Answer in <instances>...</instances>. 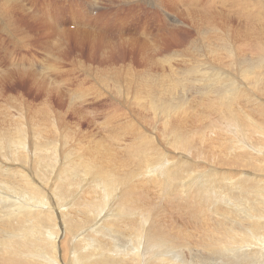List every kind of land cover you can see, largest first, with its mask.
<instances>
[{"label":"rangeland","instance_id":"rangeland-1","mask_svg":"<svg viewBox=\"0 0 264 264\" xmlns=\"http://www.w3.org/2000/svg\"><path fill=\"white\" fill-rule=\"evenodd\" d=\"M192 1L194 2L193 4H191ZM216 2L218 4H216ZM119 10L121 12H119ZM201 10L203 11V13H201ZM188 11H190V15H188ZM195 11L196 13H194ZM197 13L198 15L201 14L202 16L200 15V17H198ZM203 16L204 18H202ZM206 16H208L209 19ZM195 17L202 18V20L198 19L197 21ZM214 18H216V21L214 20ZM160 20L167 30H165L163 25L160 23ZM194 20L195 23L197 22L199 26L202 23V26H204V28L208 26L209 27L207 29H200L201 26L199 27L197 24L196 26L193 22ZM208 20H211L215 23L212 22V24L211 21ZM170 24H173V26H171ZM204 24L209 25L206 26ZM215 24H217V27ZM26 26L28 27L26 28ZM193 26H195V28L197 27V29H195ZM213 28L215 30L214 33L216 32L215 34L212 33ZM151 29L155 31H152ZM58 31H60V33ZM209 32H211L213 34V37L215 38L212 37V39H210L212 35H209ZM161 34L162 38L160 37ZM170 34H173L171 35L172 38H170ZM53 35L54 37L52 39L51 37ZM63 35L65 37H63ZM145 36L148 37V41H146L147 38ZM217 36L221 38L219 39ZM143 37L146 38V40ZM159 37L161 39H159ZM44 38L46 39V41L44 40ZM62 38H64L65 41ZM156 38H158V40ZM198 38L201 40V42ZM224 38L225 40L222 43L221 40H223ZM27 39L29 40V42L27 41ZM143 39L145 40V44H143ZM205 39H208V41L205 42ZM215 39L216 41L218 39V41L216 42ZM52 40L56 41L51 42ZM57 40L60 41L56 43ZM162 40L164 41L162 42ZM39 41H41L43 45L40 44ZM42 41H44V43ZM156 41H158L159 44ZM148 42L149 44H146ZM203 42H205L206 45L203 44ZM33 43L35 45L37 44L38 46L36 45V47L35 45H32ZM191 43H193V45H191ZM162 44L164 45V47ZM213 44H215V48L212 47ZM148 45H151L152 47L150 46V48H148ZM54 46L56 48L57 46L61 47L62 54L61 49L60 51L58 50L59 48L55 50ZM193 46L194 49L191 48ZM44 47H46V49ZM217 47L220 48L218 49ZM152 48L154 49L155 53H153ZM41 50L45 51L42 52ZM158 50L161 51L158 52ZM195 51L198 53V55L197 53H195ZM211 51L213 52L211 53ZM160 52H162V54ZM172 53L174 54L171 55ZM258 57L260 59L262 57L264 60V0H215V2L214 0H0V131H9L12 126L11 121L19 120L20 111L24 112V117L27 114L26 117H31L32 119V124H25L26 129L28 127V130H26L28 135L26 134L25 146L21 151H24L23 153L25 155V158H23L19 162H11L10 160H8L9 154L11 152H9V150H5L4 152L0 153V168L15 169L26 173L30 176V178L32 177L31 179L34 184L37 181V186L40 184L42 185L38 187H41L40 190L42 189L44 191L43 192L41 190L43 193L46 192V195H44L47 197L48 201L53 202H51L52 206L54 205V203H56L57 205V201H59L58 205L61 206V209L65 212V214H67V218H65V220H67V223H65L69 226L71 225L70 227L72 228V231L70 232V235H67V238H69V236L72 239L74 237H77L74 238L75 241L89 232L87 230L88 225L83 226L82 222H80L82 220L80 212L83 213V210L81 207L79 208L78 205L82 203V201L85 199L84 197H90L89 199L93 198V194L90 196L84 195L87 190V187L85 186L88 184V181L86 182V180H83L81 179L82 177H80L79 180H76L75 183H73L74 185L72 187L74 189L72 187H69V191H67L68 195L64 196L66 195H63L64 186L62 189H60V192L58 190L60 187H62H59L60 183L58 180V175L60 173L58 174V169H60V166H63L61 168H64V164H66L63 163L65 162L66 158V154L64 152L67 153L68 157V154L75 155L79 152L80 149V152L87 153V151L93 152L95 151V149L99 148L101 149L105 158H108L106 160V163L115 164L118 168L129 163L128 151L134 148L132 147L134 146V144L135 147L144 145V147H147L149 149L150 154L155 155V158L159 157L155 162L159 163V161H161L160 163H164L167 165V169L171 170L173 168L176 175L184 172L183 174L179 175V177L181 176L180 186H182V184H185V182V185L191 183L195 184L194 186H190L192 190L193 187H196L195 189H197L198 185H200V187L202 186L201 188H204V186L206 185L204 183H207V181L212 183V185L209 184L210 186L207 184L206 187H208L209 190H213L214 193L216 192L215 194L217 195H214V197L216 198V202L220 204V206L223 205V208L225 210L228 209L235 217L239 215L238 210L243 209V203H246H242L239 201L241 199H245L244 197L247 196V189L250 188V186H253L250 184L254 183L252 182V180L255 179V176L256 179L259 180L264 186V179L260 178L262 177V175V178H264V133H262L263 136H259V141L260 139L261 141H258V143L256 144L257 147L253 149L254 151L250 149V145H248L246 139V142L245 140L242 142V139L244 138H242L241 141L239 139V143H242L240 145H238L239 143H237L238 148L234 149L235 151H233L229 143H225L223 141L224 139L220 138L221 136H215L216 130H214V132H210L207 130L209 122L215 120L218 117V114L216 111H213V113H209V111L207 110V107H209V105L207 106L208 97L203 98L198 88L193 89V91L192 88H183L184 91L180 89L178 90L180 93L178 91L175 92V95L178 94V96L176 95V97H182L185 93L184 98L187 102L182 107L177 106L176 108L170 109V112L167 115H162V112L158 110L154 111L151 108L152 106H150V100L147 96L149 87L147 86L146 81L149 79H151L149 81L150 83L161 79H166L167 81H169L171 77L176 80V76L178 77L176 83L179 82L180 78H184V76L188 80L193 79L190 78L189 75L191 73L196 74L195 67L199 68L201 73L205 71H208V73H211V75H220L222 73L221 75L223 76V78H226L228 81L234 82L239 85L241 93L237 98V104H235V107L233 106L234 109L236 108V111L243 110V112H249V110L254 111L257 109L261 113V118L263 115L264 119V72L260 73L259 75H257L259 73L257 72L256 75L250 76L251 71H249V68L256 64ZM170 59L172 60L170 61ZM232 59H234V61ZM236 61L238 62V64ZM160 63H162L163 65ZM231 63H233V68L231 67ZM202 66H205L204 69ZM221 66L224 68H222ZM43 69L45 71L47 70L49 73L47 71L45 72ZM19 70L20 72L22 71L24 75L20 74ZM227 71L229 72L227 73ZM180 73H182V75ZM185 73L187 75H185ZM38 74H41L40 78ZM20 75L25 76L26 80L22 76L19 78ZM32 76L35 82L30 79V77ZM179 76L181 77L179 78ZM41 77L44 80L41 79ZM36 78L38 80H36ZM196 78L193 80H196ZM257 80H259V84L261 83L260 85L258 84ZM31 83L34 85H32ZM193 83L198 84L196 83V81H194ZM52 84L54 86H52ZM47 85L49 86L47 87ZM50 86H52L53 88H50ZM256 87L257 89H255ZM19 89H21V91ZM197 89L198 91H195ZM242 89H244L245 91H243ZM198 96H201L202 101L199 102V100L201 99L198 98ZM19 100L22 103H20ZM72 101L74 102L72 103ZM192 101L195 104L193 105V108L191 104L193 103ZM23 103L25 106L22 105ZM32 104H34L33 109ZM37 104H39L40 106H38ZM28 107L31 108L32 111ZM25 109H28L29 111ZM31 112L33 116L31 115ZM204 112H208V115ZM26 117L25 120H27ZM40 120L43 121L40 122ZM205 120L207 121L205 122ZM172 122L176 126L172 124ZM165 123H168L167 126L169 125L170 129L168 127L166 128V125L164 127ZM37 124H42V126L39 125L41 127L40 133H36V130L40 129ZM170 125L172 127H170ZM200 125L201 127H197ZM193 127L195 129H193ZM49 129L55 132L48 133ZM205 130H207L209 133H206L207 131ZM181 131L184 132L182 133ZM201 131H203L204 133H202ZM177 132L181 133L179 135L184 141V146L182 147V149H177L176 145L174 144L175 137L172 138L175 133V136L178 135ZM56 134H59V138ZM210 135H212V138L211 140H208L211 137ZM107 137H109L110 140ZM51 138L53 139L51 140ZM90 142H93V144L91 145ZM140 142L141 145H139ZM39 145L42 147H40ZM239 146H241L242 148L245 146L247 148V151L245 150L244 153L242 151L244 150V148L238 151V149L241 148ZM54 147H57L56 149H58H55V151H57L55 152V155L57 157H54H56L57 160L56 158L54 159V165L48 167V170L47 168H45V166L48 164H44L42 160V165L40 163V166L42 167H40L38 159L40 157L44 158V155L46 154H48V156L51 155V153L54 152ZM174 147H176L177 151ZM50 148H52L53 150L51 149V151ZM124 148H126V151ZM153 148L155 149V151L153 150ZM40 149H44L45 153L41 152ZM63 149L64 152H60L61 150L63 151ZM76 149H78V152H76ZM116 150L118 151V153H116ZM248 150H250V152ZM73 151H75L76 153L74 152V154ZM248 152L252 154H249V156ZM256 152H258V154ZM261 152H263V154ZM177 154L178 158H176ZM175 155L176 157H174ZM252 155H254V161L253 158L252 160L249 159L253 157ZM48 156L46 155L45 158ZM259 156L262 159H260ZM69 158L71 160L73 159L72 156H69ZM63 159L64 161H62ZM257 160L260 161V164H258L257 162L259 167H256ZM45 161L46 160H44V162ZM250 164L252 165V167ZM215 167L218 169H216ZM247 167L249 170L247 169ZM38 169L47 171H43L41 173L43 175L41 176L42 179L39 175ZM177 169L179 173L176 171ZM213 169L216 170L217 173L214 172ZM217 170H219V172ZM244 170H247L248 172ZM55 172H57L58 175H56ZM213 172L215 174H213ZM47 173L49 175H46ZM195 173H200V175L198 174L200 177L197 178L198 175L195 176ZM249 175L250 177L252 175V177L254 178L251 180L252 177L250 178ZM188 176H191V179H188L189 181L185 180L188 178ZM203 177L207 181L205 179L202 180ZM53 178H55V180ZM243 178L246 180H244ZM49 180L53 181L51 183V186V181ZM45 182L48 183L46 184ZM56 182H58V184ZM200 182L202 183L198 184ZM54 183L59 188L56 187ZM213 183L217 185L216 188L215 186H213ZM43 184L48 186H45ZM52 184L55 186V188ZM52 186L54 189L53 194L50 193L53 190ZM148 188V201H150L149 203H151V206L153 208H156V210L152 213L151 221H149L146 224L147 226L145 225V227H151V229H155V227L157 226L156 230L169 233L176 243H181L182 240L188 242L187 240H189L190 244L189 242L187 244L188 246L190 245V248L191 245L192 248L193 245H195V251L199 252V256H207L206 253L204 254V252L197 248V244L201 241L200 239H203L204 237V232L201 233V230H203L202 225L198 224L194 220H191L186 211L184 212V210L181 209L182 207L177 205V203H175L174 201H168V203L165 201L161 202V197L157 194L158 192L156 188L154 189V191H152L153 187H150L149 185ZM66 189L67 187H65V190ZM83 189L85 192L82 193L81 191ZM95 190V192H98L97 189ZM200 191L201 190L199 189L198 192ZM209 192L212 193V191ZM78 193H82L83 195L80 194L81 196H79L77 195ZM59 195H63L60 200H58L57 198ZM1 196H8L10 197V199H13L15 201H21V198L10 195L9 192L0 190V197ZM77 196L79 197V200H77ZM71 197H73V199ZM61 200L64 201L62 202ZM68 200L70 205L68 204ZM76 201L77 203H75ZM185 202H188V199H186ZM175 205H177L178 207H176ZM70 209H73L71 210V214H69ZM103 209L105 211H103ZM101 210L102 212L100 211V218L96 219L97 222L93 221V224L91 223L92 225H95V227L102 226L101 224H104L105 221L109 222V220L113 219L114 214H116L115 205H113V203L110 201V198L106 200ZM74 211L76 212L80 220H78ZM178 211L181 213H178ZM157 212L160 213L158 214ZM6 215L8 216V218H11V213L5 212L4 217ZM181 215L186 217H182ZM159 216H162V219L159 218ZM69 217H71L72 219ZM210 217V220L212 219V222L210 223L209 221L206 224L207 228L221 220V218L218 216ZM175 218H178V221ZM159 219H161V221ZM64 221L61 220L62 224ZM74 224L76 225V227ZM153 225L155 227H153ZM56 226L58 228L60 227L59 220H56ZM176 230L179 231H177L175 234ZM61 233L62 232L60 231V236ZM180 233L181 235H183L184 239L180 235ZM103 234L107 235L109 233ZM114 235L116 237L115 239L117 240L116 245L118 246V249L126 248V250H128L129 247L132 248L134 246V244H131L128 239H123L117 234ZM175 235H179L178 237L181 238L180 242H177L175 240ZM109 236L114 237L113 235L109 234L105 238ZM196 236L198 238H196ZM67 238L66 241H70L68 242L69 246L68 243L65 242L66 244L64 243L65 245L63 247V253L61 254V256H63L62 259L65 258V261H70L73 256L78 257V254L79 257L86 254H88L89 256H94L101 253L109 257L113 256L112 253H108L106 251L100 252L96 250L95 248L90 246L87 240H83L82 246L81 244H78L79 242L77 243L79 246H76L77 244H75L74 246L71 245L73 243L71 242V240H69L71 238ZM109 240L110 239H105L104 242L109 243ZM86 247L89 248L84 250ZM65 248H69L70 250L67 249L65 252ZM82 250H84L83 252H86V254H84ZM187 252V249H181L178 254L174 253V262H178V259L176 257L180 256L179 260L182 259V261H187V259H189L191 264H198V261L193 257H188ZM196 252L194 253L195 255L198 254V252ZM167 257L171 259L170 254H167ZM149 258L150 256L144 257V262L147 263V259ZM212 261L215 262V259H212Z\"/></svg>","mask_w":264,"mask_h":264},{"label":"bare ground","instance_id":"bare-ground-1","mask_svg":"<svg viewBox=\"0 0 264 264\" xmlns=\"http://www.w3.org/2000/svg\"><path fill=\"white\" fill-rule=\"evenodd\" d=\"M214 2H215V0H214ZM193 3L194 2L192 1L191 4H193ZM92 4H94V3H92ZM216 4H218V3L216 2ZM135 6H137V5H135ZM90 10H91V7H90ZM187 10H189V9H187ZM119 12H121V11L119 10ZM188 12H189L188 15H190V11H188ZM194 13H196V11ZM201 13H203L202 10H201ZM197 15H198V13H197ZM200 15H198V17H200ZM204 16L202 18H204ZM208 16H206V17L209 19L210 16L209 17ZM198 17L197 18L195 17L197 21H198V19L202 20V18H198ZM215 19L216 18H214V20ZM191 20H193V19H191ZM208 21H211V20H208ZM213 21H211V23ZM167 22H170V21H167ZM190 22H192V21H190ZM193 22L195 23V20ZM160 23H161V20H160ZM211 23H209V24H211ZM213 23H215V22H213ZM161 24L163 25V23H161ZM173 24H170V25L173 26ZM196 24H197V22L195 23V25ZM209 24H204V25L207 26ZM215 25L217 27V24H215ZM28 26H26V28ZM200 26H199L200 29L201 28L207 29L209 27L208 26V27L204 28V26H202V23L200 24ZM44 27H45V24H44ZM163 27H164V25H163ZM193 27L195 28V26H193ZM191 28H192V26H191ZM145 29H147V28H145ZM195 29H197V27ZM17 30H18V28H17ZM160 30H161V28H160ZM162 30H164V29H162ZM165 30H167V29L165 28ZM5 31H7V30H5ZM152 31H155V30H152ZM206 31H208V30H206ZM212 31H213L212 32L213 34L216 33V32L214 33V31H215L214 28H213ZM58 32L60 33V31H58ZM210 33L211 32H209V35H212L210 39H212L213 34L212 33L210 34ZM154 35H156V34H154ZM171 35H173V34H170V38H172ZM209 35H208V37H209ZM203 36H205V35H203ZM221 36H223V35H221ZM53 37H54V35L51 38L53 39ZM63 37H65V36L63 35ZM160 37L162 38V34H161ZM160 37H159V39H161ZM194 37H196V36H194ZM146 38H147V40H146ZM146 38H144V39L146 41H148V37H146ZM213 38H215V37H213ZM62 39H64V38H62ZM144 39H143V44H145L144 43V41H145ZM156 39L158 40V38H156ZM44 40L46 41L45 38H44ZM48 40H49V37H48ZM224 40H225V38L223 40H221L222 43H223ZM27 41L29 42L28 39H27ZM55 41L52 40L51 42H55ZM59 41L60 40H57L56 43H58ZM64 41H65V39H64ZM152 41H154V40H152ZM163 41L164 40H162V42ZM207 41H208V39L207 40L205 39V42H207ZM215 41H216V39H215ZM217 41H218V39H217ZM39 42H40V44H42L41 41H39ZM42 42L44 43V41H42ZM156 42L158 43V41H156ZM156 42H155V45H156ZM200 42H201V40H200ZM205 42H203V44H205ZM34 43H35V41H34ZM34 43L32 45H35ZM48 43H50V42H48ZM222 43H221V46H222ZM21 44H23V43H21ZM146 44H149V42L146 43ZM162 45H161V47H162ZM191 45H193V43H191ZM214 45L215 44H213L212 47L215 48ZM45 46H47V45H45ZM58 46H57V48L55 47V50H57L59 48L58 50L60 51L61 47H58ZM60 46H61V44H60ZM150 46L148 48H150ZM219 46H220V44H219ZM163 47H164V45H163ZM44 48L46 49V47H44ZM191 48L194 49V46L191 47ZM31 49H32V47H31ZM211 49H213V48H211ZM162 50H166V49H162ZM195 50H196V46H195ZM37 51H38V48H37ZM43 51H45V50H43ZM59 51H58V53H59ZM146 51H147V49H146ZM159 51H161V50H158V52ZM212 52L213 51H211V53ZM150 53H152V52H150ZM153 53H155L154 49H153ZM160 53L162 54V52H160ZM195 53H197V52L195 51ZM61 54H62V49H61ZM173 54L174 53H172L171 55H173ZM235 54H236V52H235ZM36 55H37V53H36ZM54 55H57V54H54ZM169 55H170V53H169ZM197 55H198V53H197ZM252 55H253V53H252ZM173 58H174V56H173ZM12 60H14V59H12ZM171 60L172 59H170V61ZM232 60L234 61V59H232ZM182 61H184V60H182ZM210 62H211V60H210ZM13 63H12V65H13ZM39 64H40V62H39ZM160 64H162V63H160ZM218 64H220V63H218ZM232 64L233 63H231V67H232ZM237 64H238V62H237ZM17 65H19V64H17ZM25 65H27V64H25ZM229 66H230V64H229ZM13 67H14V65H13ZM202 67L204 69L205 66H202ZM48 68H49V66H48ZM222 68H224V67H222ZM234 68H236V67H234ZM15 69H17V68H15ZM195 69H196V74L191 73L189 75V77L193 78V79H195L197 77L196 80H193V79H189L188 80V79L185 78V76L182 79L180 78L181 76H179L180 79H179L178 83H176L177 80H178L177 76L175 77L176 80H174L173 77H171L169 81H167L166 79H161V80L155 81L153 83H150L149 81L151 79L147 80L146 84L149 87V92H148L147 96H148V99L150 100L149 102H150V106H152L151 108L154 111L158 110V111L162 112L161 113L162 115L163 114L167 115L170 112L169 111L170 109L176 108L177 106H181L182 107L187 102L186 99L184 98L185 93H184V96H182V97H180V96L176 97V95L178 96V94L175 95V92H177L180 89L184 91L185 88H192V91H193V89L198 88L199 92H200V94H201V96L203 98H207L208 97L207 106L209 105V107H207L208 108L207 110L209 111V113L210 112L213 113V111H216L217 114H218V117L215 120L209 122L207 130L210 131V132H212V131L214 132V130H216L217 133L215 132V136L216 137L217 136H221L220 138L224 139L223 141L225 143H229V145L231 146L233 151H235L234 149L238 148L237 146L240 145L245 139L247 140L248 145H250V149L252 151H254L253 149L255 147H257L256 144L259 141V136H261L262 133H264L263 132L264 131L263 115H262V118H261V113L257 109L254 110V111H250L249 110V112H247V111L243 112V110L242 111L241 110L240 111H236L237 109L235 108L236 109L235 110L234 107H235V104H237L236 103V102H238L237 98H238V96L241 93V91L239 89V85H237L234 82L228 81L226 78H223V76L221 75L222 73L220 75H216V74L215 75H211V73L209 74L208 71L207 72L205 71V72L201 73L199 68L195 67ZM249 71H251L250 76L251 75H256L257 72H259L257 75H259L260 73H263L264 72V60H263V58L261 57V59H260L258 57V60L256 61V64L251 66L249 68ZM19 72H20V70H19ZM228 72L229 71H227V73ZM20 74H23L22 71L20 72ZM34 74H37V73H34ZM180 74L182 75V73H180ZM223 74H225V73H223ZM23 75H20L19 78L22 76L25 79V76H23ZM40 75L38 74L39 78H40ZM185 75H187V74L185 73ZM227 76H228V74H227ZM42 77H43V75H42ZM42 77H41V79H43ZM30 79L33 80V76L30 77ZM36 80H38V79L36 78ZM33 81L35 82V80H33ZM33 81H31V82H33ZM45 81H46V79H45ZM194 81H196V83H198V84H194L193 83ZM233 81H235V80H233ZM258 81L259 80H257V82ZM36 83H37V81H36ZM193 84H194L195 87L193 86ZM258 84H259V82H258ZM32 85H34V84H32ZM49 85H47V87ZM52 86H54V85L52 84ZM52 86H50V88H53ZM252 88H254V87H252ZM198 89L195 90V91H198ZM255 89H257V87ZM19 90L21 91V89H19ZM242 90L245 91L244 89H242ZM76 92H78V91H76ZM197 95H198V93H197ZM201 96H198V98L201 99V100H199V102L202 101ZM242 96H244V95H242ZM188 98H190V97H188ZM21 99H22V97H21ZM236 99H237V101H236ZM20 100H19V102H20ZM47 100H48V98H47ZM73 102L74 101H72V103ZM20 103H22V102H20ZM48 103H50V102H48ZM204 103H205V101H204ZM191 104H192V108H193V105H195L194 102L191 103ZM22 105H24V103ZM33 105L34 104H32V109L34 107ZM37 105L40 106L39 104H37ZM256 106H258V105H256ZM47 107H48V105H47ZM213 107H216V108H213ZM29 109H31V108H29ZM32 109H31V111H32ZM25 110H28V109H25ZM34 110H35V108H34ZM23 113H24L23 111L19 112V116H20L19 120L11 121V125L12 126L10 125L11 128L9 129V131H6V132L0 131V153L4 152L5 150H9V152H11V153L9 154L8 160H10L11 162H19L20 160L25 158V155L23 153L24 151L21 152L22 148L25 146L26 134L28 135V133L26 131V130H28V127L26 129V127H25L26 125L25 124H32V119H31V117L30 118L26 117L27 116V114H26L25 117L30 122L29 123L27 120H25V117H24ZM206 113L208 115V112H206ZM31 115H32V112H31ZM42 117H43V115H42ZM205 117H208V116H205ZM207 120H209V119H207ZM207 120H205V122ZM42 121L40 120V122H42ZM166 121H167V119H166ZM166 121H164V122H166ZM179 123H181V122H179ZM167 124L165 123L164 127L166 125V128L167 127L169 128V125L167 126ZM172 124H174V123L172 122ZM39 125L42 126V124H39ZM171 125H170V127H172ZM213 125H215V126H213ZM197 127H201V125L197 126ZM179 129H182V128H179ZM193 129H195V128L193 127ZM207 130H205V131H207ZM49 131H48V133L55 132V131H51L50 129H49ZM60 131H61V129H60ZM174 131H175V129H174ZM174 131H172V132H174ZM208 131L206 133H209ZM40 132H41V127H40V129L36 130V133H40ZM114 132H116V131H114ZM181 132L183 133L184 131H181ZM201 132L204 133L203 131H201ZM177 133H178V135H176V136H175L176 133L175 134L172 133V134H174V136H172V138L175 137L174 144L176 145L177 149H182V147L184 146V141L182 140V137L179 135L181 133H179V132H177ZM113 134H115V133H113ZM65 135H67V134H65ZM184 135H185V133H184ZM57 136L59 138V134ZM210 136L211 137L208 140H211L212 135H210ZM226 137H228V138H226ZM107 138H109V137H107ZM242 138H244V139H242ZM52 139L53 138H51V140ZM239 139H240V141L242 139L241 143H239ZM63 140H64V138H63ZM63 140H61V141H63ZM109 140H110V138H109ZM246 140H245V142H246ZM260 141H261V139H260ZM132 143H133V141H132ZM134 143H137V142H134ZM237 143H239V144L237 145ZM92 144H93V142L91 143V145ZM87 145H89V144H87ZM139 145H141V142H140ZM136 146H137V144H136ZM172 146H174V145H172ZM241 146H239V147H241ZM40 147H42V146H40ZM132 147H134V148L130 149L129 151L127 149L128 154H129V158H128V162L129 163L118 167L120 169H118L115 164L106 163L107 162L106 160L108 158H105V156L103 155L101 149H99V148L95 149V151H93V152H91V151L88 152L87 149H86L87 153L80 152L81 149L78 152L77 151L78 149H76V152H78L77 154H75L76 153L75 151H73V153L75 152L74 153L75 155L68 154L69 156H72V158H73L72 160L69 158V156L67 157V153L64 152V149H63V151L62 150L60 151V152H64L66 154L65 155L66 156L65 162H63V163H66V164H64L65 165L64 168H61L63 166H60V169H58V174L60 173L59 175L57 174V172H55L56 175L59 176V179L56 177L59 180V183H60L59 187L62 186V187L59 188L54 183L55 186L59 188V189L57 188L59 190V192L61 191L60 189H62L63 186H64L63 195L66 194L64 196H67L68 195L67 191H69V187H72L74 185L73 183H75L76 180H79V178L82 177L81 179L86 180V182L88 181V184L87 185L85 184L86 185L85 187H87L86 188L87 190H86V193H84V195H89L90 196V195L93 194V198H91V199H89L90 197L89 198L84 197L85 198V199L83 198L84 200L80 199V200H83L82 203L78 205V207L79 208L81 207L82 210H83V213L80 212L82 214V215L80 214V216L82 217V220L80 222H82L83 226H87L88 225L87 226V230L89 232L86 235H84L83 237L80 236L81 238H79L76 241L74 240V238H77V237H74L72 239L69 236V238H71V239L67 238L68 237L67 235L68 234L70 235V232L72 231V228L70 227L71 225L69 226V225L66 224L67 220H65V218H67V214H65V212L61 209V206L58 205L59 201H57V205H56V203H54V205L52 206V204H51L52 201L51 202L48 201L47 197L45 196L46 192L43 193L44 191L42 189L41 190L43 192L40 190L41 187L40 188L38 187V186H42V185L39 183L40 185L37 186L36 185L37 181L34 184V182L31 179L32 177L30 178V176L27 175L26 173L21 172L20 170H15V169H2V168H0V190L4 191V192H9L10 195H13V196L21 198V201H15L13 199H10V197H8V196H1L0 197V264H128V263L129 264H151V261H152V264H191L189 259H187V261H185V260L182 261V259L179 260L180 256H177V255H175V256H177L176 258L178 259V262H174V253L178 254V252L181 249H187L188 250V252H187L188 253V257L189 258L193 257L195 260L198 261V264H264V186L261 184V182L259 180L256 179V176H255V179H256L255 180V179H253L254 177H252V175H251L252 178L249 175L251 180L253 179L252 182H254V183H251V184L249 183V184L253 185V186L252 187L250 186V188L247 189V192H246L247 196L244 197L245 199H241L239 201V202H242V203L246 202L247 204L243 203V206H244L243 209L238 210L239 215L234 217L232 215V213L228 209L225 210L223 208L224 207L223 205L220 206V204H218L216 202V198L214 197V195H217V194H215L216 192L214 193L213 190H209V188L206 187L207 184L208 185L209 184L212 185V183L207 181L204 178L205 176L202 178V180L205 179L207 181V183H204L205 180L203 181V183L206 184L204 186V188H201L202 186L200 187V185H198V184H201L202 182L197 184L198 185L197 189H195L196 187H193L192 190H191L190 186L191 185L194 186L195 184L191 183V184L185 185L186 184V182H185V184H182V186H180V182H181L180 181L181 180L180 177L181 176L179 177V175L183 174L184 172L183 173L181 172V174H180L178 169H177L176 171L179 173V175L177 174L178 175L177 176L176 173H175V170H173V168L171 170L167 169L166 168L167 165L164 164V163H160L161 161H159V160H158L159 163L155 162L156 159L159 158V157L155 158L156 156L153 155V154H150L149 153V149L147 147H144V145L135 147V144H134V146H132ZM153 147H155V146H153ZM176 147H174V148L177 151ZM56 148L54 147V152H52L51 155L48 156V154H46L48 157L45 158L46 155H44V158L40 157L38 159L39 160V166H40V163H41L42 160H43L44 164H48V165L45 166V168H47V169H48V167L54 165V162H55L54 159L57 157L55 155V152H57V151H55ZM61 148H62V146H61ZM243 148H244V150H242L243 152L245 150L247 151V148L245 146ZM243 148L242 147L239 148L238 151L240 149H243ZM51 149L52 148H50V150ZM124 149L126 151V148H124ZM56 150H58V149H56ZM153 150L155 151L154 148H153ZM40 151L45 153L44 149H40ZM242 151H240V152H242ZM248 151L250 152V150H248ZM249 152H248V155L249 154L251 155L253 153V152L252 153H249ZM44 153H42V154H44ZM116 153H118V151ZM181 153H182V151H181ZM256 153L258 154V152H256ZM261 153L263 154V152H261ZM261 153H259V154H261ZM61 154H63V153H61ZM168 154H171V153H168ZM254 154H255V152H254ZM54 156H56V157H54ZM252 156L253 157H251V158L248 157V158L251 159V160L253 158V161H254V155H252ZM111 157H112V155H111ZM168 157H166V158H168ZM174 157H176V155ZM67 158H69V159H67ZM176 158H178V154H177ZM260 159H262V158L260 157ZM44 160H46V161L44 162ZM56 160H57V158H56ZM58 160H59V157H58ZM62 161H64V159ZM166 162H168V161H166ZM257 162H258V164H260V161H258V160L256 161V165H257L256 167H259ZM41 165H42V163H41ZM60 165H61V163H60ZM40 167H42V166H40ZM251 167H252V165H251ZM122 168H124V169H122ZM169 168H170V166H169ZM47 169H45V170H47ZM216 169H218V168H216ZM247 169H248V167H247ZM257 169H259V168H257ZM250 170H251V168H250ZM38 171H39L40 177L43 176L41 173L44 170L42 171V170L38 169ZM217 171L219 172V170H217ZM244 171H247V170H244ZM44 172H47V171H44ZM214 172H216V170H214ZM214 172H213V174H215ZM252 172H254V171H252ZM48 173H49V171H48ZM48 173L46 175H49ZM249 173H250V171H249ZM198 174L200 175V173H198ZM198 174H196L195 176H197ZM199 175H198L197 178L200 177ZM232 175H231V177H232ZM261 175H258V176H261ZM36 176H37V174H36ZM36 176H35V178H36ZM262 177H263V175H262ZM262 177H260V178L264 179ZM189 178L191 179V176H188V178L185 179V180H188ZM41 179H42V177H41ZM53 179L55 180V178H53ZM183 179H184V177H183ZM192 179H194V178H192ZM224 179H225V177H224ZM244 180H246V179H244ZM49 181H51V180H49ZM53 181L50 182V186H51V183ZM56 183L58 184V182H56ZM43 185H45V184H43ZM83 185H84V183H83ZM148 185L150 187H153V190L151 189L152 191H154V189L156 188V190L158 192L157 194L161 197L160 198L161 202L165 201V202L168 203V201H171V202L174 201L175 203H177V205L182 207L181 209L184 210V212L186 211V213L190 216L191 220H194L198 224L202 225L203 230H201L202 231L201 233L204 232V237H203V239L202 238L200 239L201 241L197 244L198 245L197 248L200 249L202 252H204V254L206 253L207 256H203V257L199 256V252L198 251H197L198 254L195 255L194 253L196 252L195 251L196 250V246L193 245V248H192V245H191V248H190L189 247L190 245L188 246V244H187L189 242V240H187L188 242H186L185 240H182L181 243H176L174 241V239H172V237H171V235L169 233H165V232H161L160 230H156L157 226L155 227L153 225V227H155V229L154 228L151 229V227L150 228L149 227L148 228L145 227V225L149 221H151L152 213L156 210V208H153L151 206V203H149L150 201H148V198H147L148 197L147 195H148V192H149ZM45 186H48V185H45ZM53 186H52V189H53ZM55 186H54V188H55ZM213 186H215V188H216L217 185L214 184ZM65 187H67L66 190H65ZM49 188H51V187H49ZM206 188H208V189H206ZM95 189H97L98 192H95L96 191ZM199 189L201 190L200 192H198ZM207 190L212 191V193L207 191ZM52 191L50 193L53 194L54 193V189ZM81 192L82 193L85 192L84 189ZM71 193H73V192H71ZM82 193H80V194L83 195ZM80 194L78 193L77 195L81 196ZM63 195L62 196L59 195L57 197L58 200H60V198L63 197ZM69 196H72V195H69ZM5 197H8V198H5ZM251 197H253V198H251ZM71 198L73 199V197H71ZM109 198H110V201L113 203V205H115L116 214H114L113 219L109 220V222L105 221L104 224L103 223L101 224L102 226L95 227V225H92L93 224L92 222L93 221L97 222L96 219L100 218V211L102 212L101 208L104 206V203ZM249 198H251V199H249ZM68 199H69V197H68ZM186 199H188V202H185ZM77 200H79V197H78ZM73 201H75V200H73ZM75 203H77V201ZM68 204H69V200H68ZM177 205H175V206L178 207ZM70 207H72V206H70ZM33 208H37V209H33ZM164 208H165V206H164ZM4 210H5L6 213H11V218H8L7 215L4 217V215H5ZM71 210H73V209H70L69 214H71ZM103 211H105V210L103 209ZM178 213H181V212L178 211ZM75 215L77 216L76 212H75ZM164 215H163V217H164ZM106 216H108V215H106ZM210 216H218V217L221 218V220L219 222L215 221L216 223H214L209 228H207L206 224L209 221H210V223L212 222L211 221L212 219L210 220V218H211ZM71 217H69V218H71ZM161 217L159 216V218H161ZM182 217H186V216H182ZM77 218H78V220H80L78 216H77ZM161 219H159V220L161 221ZM56 220L60 221V227L59 228L56 226ZM61 220H63V221L65 220L63 222V224H62ZM78 220H77V222H78ZM176 220L178 221V218ZM184 221H181V222H184ZM175 223H176V221H175ZM68 224H70V223H68ZM125 225H130V226H125ZM75 227H76V225H75ZM174 227H175V225H174ZM60 231L62 232L61 236L59 234ZM177 231H179V230H176L175 234H176ZM103 233H109V234L113 235L114 237L109 236V237L105 238L109 234L105 235ZM114 234H117L118 236H120L123 239H128L131 244H134V246L132 248H130L128 246L129 247L128 250H126V248H124V249L120 248L121 250L118 249V246L116 245V241L117 240L115 239L116 237H115ZM80 235H81V233H80ZM180 235H181V233H180ZM178 236L179 235H175L174 238H175V240L177 242H180L181 238H179ZM181 236L183 237V235H181ZM120 237H119V239H120ZM66 238L71 240V242L73 243L71 245H74V246L78 242H79L78 244L79 245L81 244V246H82L83 240H87L89 242L90 246H92L96 250H98L100 252L106 251L108 253H112L113 256L109 257V256L104 255L102 253L101 254H96L94 256H89L88 254H86V252H83L84 250L89 248V247H86L84 250H82V252L84 254H86V255H81L79 257V254H78L77 255L78 257L73 256V258L70 261H65L64 260L65 258L62 259L63 256H61V254L63 253V247L66 244L65 242H67V243L70 242L68 240L66 241ZM104 238L105 239H110L109 243H105L104 242V240H105ZM196 238H198V237L196 236ZM183 239H184V237H183ZM196 241H197V239H196ZM78 244L76 246H79ZM189 244H190V242H189ZM121 245H122V243H121ZM68 246H69V243H68ZM69 248H65V252ZM141 251H142V253H141ZM67 253H68V251H67ZM76 254H77V252H76ZM167 254L171 255V259L167 257ZM146 256H150V258L147 259V263L144 262V257H146ZM212 259H215V262H213Z\"/></svg>","mask_w":264,"mask_h":264}]
</instances>
